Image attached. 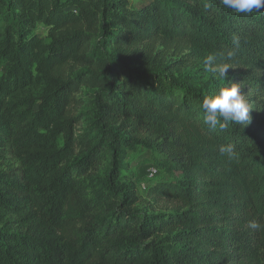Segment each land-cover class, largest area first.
Here are the masks:
<instances>
[{"label":"trees","instance_id":"obj_1","mask_svg":"<svg viewBox=\"0 0 264 264\" xmlns=\"http://www.w3.org/2000/svg\"><path fill=\"white\" fill-rule=\"evenodd\" d=\"M261 11L0 0V264H264L248 227L264 223V120L213 130L200 107L231 83L251 115L264 103ZM138 146L179 176L142 196L124 163Z\"/></svg>","mask_w":264,"mask_h":264},{"label":"clouds","instance_id":"obj_2","mask_svg":"<svg viewBox=\"0 0 264 264\" xmlns=\"http://www.w3.org/2000/svg\"><path fill=\"white\" fill-rule=\"evenodd\" d=\"M220 3L224 8L231 9L237 15L250 16L262 12L261 9H264V0H220ZM208 6V4L204 5L205 8ZM235 56L236 53L232 50L227 51L226 55L220 54L221 59L226 61L234 60ZM215 60V56H207L204 60L205 70L217 78L226 80L228 69L233 65L228 62L216 64ZM200 107L204 114V124L213 130L218 128L220 131H224L229 122L243 126L252 122V108L246 95L241 92V86L238 83H231L229 86L220 88L215 94L206 96ZM220 151L229 157L235 155L231 145L221 146ZM248 227L255 231H264V223H259L256 220L249 221Z\"/></svg>","mask_w":264,"mask_h":264},{"label":"rangeland","instance_id":"obj_3","mask_svg":"<svg viewBox=\"0 0 264 264\" xmlns=\"http://www.w3.org/2000/svg\"><path fill=\"white\" fill-rule=\"evenodd\" d=\"M133 1L135 4L138 3V0ZM37 27L39 30H44L42 24H38ZM258 108L259 110H257L256 114L251 115L252 122L250 124L254 126H258V124L264 120V103L260 104ZM124 163L126 166V173L130 174L136 182L139 193L142 196L146 195V190L151 184L161 180L177 178L179 176V173L170 169L165 164L164 157L158 151L145 146H138L135 149L128 150L125 155ZM2 166L16 174L21 173L18 162L11 155L2 162ZM153 167L156 168L158 172L155 177L151 179L148 176V171Z\"/></svg>","mask_w":264,"mask_h":264},{"label":"built area","instance_id":"obj_4","mask_svg":"<svg viewBox=\"0 0 264 264\" xmlns=\"http://www.w3.org/2000/svg\"><path fill=\"white\" fill-rule=\"evenodd\" d=\"M158 170L156 168H151L149 171H148V176L149 178L153 179L155 177V175L157 174Z\"/></svg>","mask_w":264,"mask_h":264}]
</instances>
